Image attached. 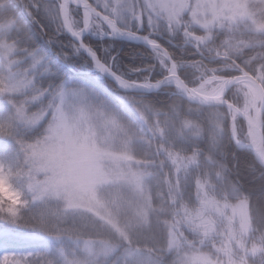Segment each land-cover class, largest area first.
I'll list each match as a JSON object with an SVG mask.
<instances>
[{"label": "clouds", "instance_id": "9594fccd", "mask_svg": "<svg viewBox=\"0 0 264 264\" xmlns=\"http://www.w3.org/2000/svg\"><path fill=\"white\" fill-rule=\"evenodd\" d=\"M0 237L264 264V0H0Z\"/></svg>", "mask_w": 264, "mask_h": 264}, {"label": "rangeland", "instance_id": "374dc122", "mask_svg": "<svg viewBox=\"0 0 264 264\" xmlns=\"http://www.w3.org/2000/svg\"><path fill=\"white\" fill-rule=\"evenodd\" d=\"M19 246H20V245H19L18 242H14V243L12 244V247H16V248H18ZM3 252H4V248H3L2 245H0V256L3 255Z\"/></svg>", "mask_w": 264, "mask_h": 264}, {"label": "snow or ice", "instance_id": "6c2138e0", "mask_svg": "<svg viewBox=\"0 0 264 264\" xmlns=\"http://www.w3.org/2000/svg\"><path fill=\"white\" fill-rule=\"evenodd\" d=\"M5 242V238L4 237H0V243Z\"/></svg>", "mask_w": 264, "mask_h": 264}]
</instances>
